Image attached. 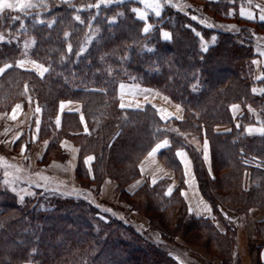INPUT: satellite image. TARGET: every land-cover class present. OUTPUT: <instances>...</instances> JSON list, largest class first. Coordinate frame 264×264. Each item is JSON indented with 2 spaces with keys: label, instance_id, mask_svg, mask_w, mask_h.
Wrapping results in <instances>:
<instances>
[{
  "label": "trees",
  "instance_id": "obj_1",
  "mask_svg": "<svg viewBox=\"0 0 264 264\" xmlns=\"http://www.w3.org/2000/svg\"><path fill=\"white\" fill-rule=\"evenodd\" d=\"M199 1L203 7L168 2L159 16L150 13L147 20L133 11L140 0H34L38 7L5 9L0 67H13L0 74V116L29 96L41 109L36 141L49 140L43 161L66 160L60 143L71 140L79 150L75 176L84 194L92 185L99 191L109 177L117 182L120 200L141 211L162 238L181 230L183 240L194 239L231 264L239 221L251 208L264 213V134L248 131L256 115L264 126V89L254 91L255 30L235 14L239 0ZM204 7L212 18L235 27H208ZM26 37L35 42L29 54L49 69L43 76L16 66ZM122 83L157 89L183 107L182 117L164 120L151 104L121 108ZM70 100L80 103V111L60 109ZM232 104L242 109L238 117ZM162 140L169 146L159 158L174 171L178 186L169 195V180L162 178L129 192L127 185L141 176V160ZM205 141L210 167L202 151ZM180 149L192 159L214 218L196 217L188 209ZM90 154L94 159L87 162ZM29 190L21 195L18 188L5 187L0 174V264L174 263L152 231L103 211L90 199L34 186ZM225 209L238 218L228 219ZM254 232L264 238V217L254 223Z\"/></svg>",
  "mask_w": 264,
  "mask_h": 264
},
{
  "label": "rangeland",
  "instance_id": "obj_2",
  "mask_svg": "<svg viewBox=\"0 0 264 264\" xmlns=\"http://www.w3.org/2000/svg\"><path fill=\"white\" fill-rule=\"evenodd\" d=\"M33 1L34 0H31V2ZM190 1L196 7L204 6V3L199 0H159V2L162 4L160 14L162 12L163 7L168 2H171L173 4L185 2L189 4ZM9 2L15 4L22 2V0H9ZM141 6H145V4L141 3L136 8H139ZM145 9L147 8L145 7ZM203 10L205 14L209 15V17L208 15H204L207 16L204 19L210 24L216 26H225V27L233 25L232 22H225L219 20V18L218 19L212 18L211 16L212 13L209 7L208 8L204 7ZM147 11L148 12L151 11L150 13L155 15L152 9L148 8ZM32 42L33 40L31 39V37H26L25 39H23V43H24L23 55L17 59L16 64H18L19 61L23 60L25 61V65L23 67L24 69H32L35 70L37 73H39V70H37L35 68V65L31 63L34 61L35 64L42 65L29 54L30 44ZM26 44L28 45V47H25ZM253 76H254V60H253V68H252V77ZM132 84H136V83H132ZM136 86L144 87L142 88L144 92L148 88H151V90L158 92L160 95H162L165 98V102H166L165 104L168 107L172 106V103H174L173 104L174 106L180 105L179 103L172 101L168 96L161 93L155 88L142 86L139 84H137ZM142 89L138 92V94L135 95V98L136 97L139 98L142 96L143 93ZM127 92L129 93V97L131 99H134V97H131L132 96L131 93L134 91L127 90ZM124 95L125 96L123 98L119 97V101L121 104L123 103L125 106H132V107L136 105L137 100L129 99L127 93H125ZM29 98H30L29 96H26L25 101L22 104H18L21 105V108L17 109L15 106L6 116L4 115L0 116V157L3 158V160H0V174L2 176L3 184L5 185V187L9 189L18 188V191L20 192L21 195H25V193H28L30 191L29 188L34 186V187H40L46 189L51 192H57L69 197L70 196L85 197L87 199H90L103 211L107 213H111L113 215H117L118 217L133 223L138 229L152 231L153 233L152 236L158 241L162 242L164 247L171 253V255H173L172 253L179 255L180 253H182L184 254L185 258L186 256L188 257L190 255L197 261H200L201 263H205L207 260H205L206 258L203 253L208 252L210 255H214L219 259H221V257L205 249L200 244V242L192 239L194 242L188 243L185 240H183L179 236L183 233V231L181 230H179L178 232L179 235L176 237H167V239L162 238L160 232L154 231L151 228H149L150 226L149 220L141 211L138 212L131 209L130 206H128L126 203L120 200L121 197L119 195L117 182L109 177L105 178V181H103L99 191L96 190L97 188L95 185H92L88 190V194L87 195L84 194L82 192V187L79 186V183L75 176V171L77 168V163L79 158V150H78V157H77V163L75 169L67 164L68 157L64 161L63 160L49 161V159L43 161L41 158L44 153L43 145L44 146L47 145L49 140L40 141V142L36 141L38 114L35 111L36 107L34 106V103L32 105L30 103L31 100ZM73 102L80 105V103L77 101H73ZM234 105L238 106V108H236L235 110L233 109V112H235V115H237L240 107L237 104H232L231 107L233 108ZM80 108L81 107H79V110ZM13 115L16 116L15 120L11 119V116ZM16 137H18V139L20 137L22 138L20 140L14 139ZM205 142L208 143L207 141ZM60 145L61 148H63L62 149L63 152H60L61 155H63V153L67 151L69 156L70 148L72 147L78 148V146L75 143H73L71 140L66 138L61 140ZM22 149H24L23 152ZM89 156L93 157V155L91 154L85 156L86 161H87V157ZM5 161L7 162L6 164ZM7 165H14L15 167H7ZM6 172L9 173V175L5 176ZM5 180L8 181L7 184L4 183ZM134 201L140 203V199L138 198H135ZM232 211L235 212L234 210ZM230 214H235V213H230ZM24 264H33V263H24Z\"/></svg>",
  "mask_w": 264,
  "mask_h": 264
},
{
  "label": "crops",
  "instance_id": "obj_3",
  "mask_svg": "<svg viewBox=\"0 0 264 264\" xmlns=\"http://www.w3.org/2000/svg\"><path fill=\"white\" fill-rule=\"evenodd\" d=\"M136 9L146 13V19H142V20L148 19V16L151 12V11L150 12L147 11L148 8L145 9V6H141ZM261 9H264V0H239V4L235 8V14L237 15L238 19H240L243 22L250 23L251 25H253V28L255 30V52L257 56L254 59L253 80L255 82L254 91L257 93H261L264 89L263 87L264 78H262L264 77V55L261 54V52H264V21H261L259 19L261 15H264V12H262ZM241 10H243L246 14L251 12L255 16V19H247L245 17H242L240 15ZM136 15L138 18H140L138 12H136ZM164 33H168V32L165 31ZM121 85L124 86L123 90L121 89ZM136 85L137 84H132V83H122L119 85L118 90H119L120 98L121 97L123 98L125 96L124 94L127 93L128 98L131 99L129 97V93L127 92V90H133L134 92L131 93L132 95L131 97H134V99L131 100H137L135 106L133 107L125 106V107L143 108L145 105L151 104L158 110L159 114L161 115V117H163L164 120L173 117L175 118L182 117L183 107L181 105L174 106L173 105L174 103H172V106L168 107L165 104L166 103L165 98L162 95H160L158 92L151 90V88L146 89V91L144 92L142 89L144 87H138ZM141 89L143 91L142 96L139 98L137 97L135 98V95L138 94V92ZM63 104L65 105V107L63 108L62 111H80L79 110L80 105L74 103L73 101H65L63 102ZM137 105H139V107H137ZM238 111L239 112L237 113V115H235V112H233L235 117L241 115L242 113L241 107ZM250 128L254 130L253 132H257L255 131V129L264 128V126L259 121L258 115H256L255 121L250 126ZM218 130H223V131L228 130V127L219 126ZM163 141L164 140L156 143L151 148V150L143 157V159L140 162L141 176L127 185L126 188L129 192L135 191L142 183L146 181L153 184V180L157 182L162 178H166L169 180V188H171V190H173L178 186L179 181L175 178L174 171L171 168L165 166L159 158V152L163 148L157 151L154 156L149 155L152 149L155 148L157 144L162 143ZM205 145H207V148H205ZM46 147L47 145L45 146L43 145L44 151ZM202 151H203L204 160L207 166L210 167L211 154H210L209 143L206 142L202 143ZM69 152L70 153L67 158V164L75 169L77 163V157H78V148L72 147L70 148ZM177 152H183L185 154L183 158L179 156L178 157L180 162L182 163L184 176H185V186L182 189V194L187 203L190 213H192L196 217L214 218L215 216L213 213V208L209 203V201L203 196L198 186L197 179L193 171V162L189 153L185 149H180ZM205 154L208 157L207 160L205 159ZM205 206H207V208L210 209V211L205 210ZM223 213L230 220H234L238 218V214L230 209L223 210ZM230 213H235V214H230ZM263 217H264V213L261 212L260 209L251 208L250 214L239 221V228L236 233L234 262L232 264H264V238L257 237L254 232V223L262 220ZM217 224L221 229L223 228L218 221ZM172 254L175 260L174 264H223L221 259H219L214 255H210L208 252L203 253L206 258L205 260H207L205 263H201L200 261H197L190 255H189L190 257L186 256L185 258L184 254L182 253H180V255L174 253Z\"/></svg>",
  "mask_w": 264,
  "mask_h": 264
},
{
  "label": "snow or ice",
  "instance_id": "obj_4",
  "mask_svg": "<svg viewBox=\"0 0 264 264\" xmlns=\"http://www.w3.org/2000/svg\"><path fill=\"white\" fill-rule=\"evenodd\" d=\"M66 2H67V0H66ZM140 2L144 3L146 8L152 9V11L154 12V14L156 16L160 15V10L162 8V4L159 2V0H140ZM35 7H38V5L32 3L31 0H22V2L15 3V4L9 2V0H0V14H2L5 9L24 11V10L35 8ZM96 7H99V5H96ZM133 11L138 12L139 17L141 19H146V13L145 12H142V11H140L138 9H134ZM261 11L264 12V9H261ZM240 15L242 17L247 18V19H255V16L251 12L246 14L243 10H241ZM75 19L76 20H80V17L77 15L75 17ZM259 19L261 21H264V15H261L259 17ZM40 22L43 23V21H40ZM207 26L208 27H213V25H211V24H208ZM221 27H225V26H221ZM227 27H228L229 30H232L235 26H227ZM149 29H150V25L146 26L144 28V32L147 33L149 31ZM237 31H238V29H237ZM164 36H165V38H170L168 33H164ZM3 40H4V37H3L2 34H0V41H3ZM32 43L34 44L35 42L33 41ZM25 47H28V45L26 44ZM68 51H71V45L68 46ZM261 54L264 55V52H261ZM31 63H33L35 65V68L37 70H39V74L41 76H43V74L49 70L48 68H45L42 65L35 64L34 61L31 62ZM24 65H25V61L21 60V61L18 62V64L16 66L20 67V68H23ZM12 67H13L12 64H6L4 67H0V74L5 72L6 69L12 68ZM262 78H264V77H262ZM123 88H124V86L121 85V89L122 90H123ZM64 107H65V105L62 103L60 105V109L63 110ZM120 107L123 108V107H125V105L122 103L120 105ZM137 107H139V105H137ZM16 108L17 109L21 108V105H16ZM236 108H238V106L234 105L233 109L235 110ZM35 111H36V113H39L41 111V109L39 107H36ZM177 118H179V117H177ZM11 119L15 120L16 116L15 115L11 116ZM38 123H39V121H37V124ZM59 123H60V121H59V119H57L56 124L59 125ZM36 131L39 132V128L38 127H37ZM85 131H87L86 128H85ZM248 131L251 133L254 130L250 128V129H248ZM255 131L259 132L260 134H264V128L255 129ZM14 139H18V137L14 138ZM168 146H169V142L167 140H164L162 143L157 144L155 146V148H153L152 151L149 153V155L154 156L157 151H159L162 148L168 147ZM205 148H207V145H205ZM23 151H24V149H22V152ZM177 156L183 158L185 156V154L183 152H177ZM93 159H94V157H92V156L87 157V161H91ZM205 159L206 160L208 159L206 154H205ZM0 160H3V158L0 157ZM6 163L7 162L5 161V164ZM7 167H15V166L14 165H7ZM18 171H19V169H18ZM7 175H9V173L6 172L5 176H7ZM44 179H46V178H44ZM4 183L7 184L8 181L5 180ZM153 183H155V180H153ZM13 191H15V188H13ZM168 194L169 195L171 194V188L168 189ZM20 198H21V200H23L22 196ZM205 210H209L210 211V209H208L207 206H205Z\"/></svg>",
  "mask_w": 264,
  "mask_h": 264
}]
</instances>
